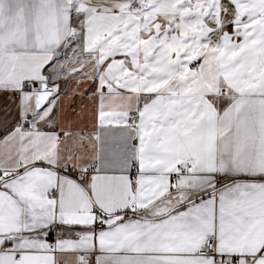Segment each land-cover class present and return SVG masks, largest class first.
I'll list each match as a JSON object with an SVG mask.
<instances>
[{
	"label": "snow or ice",
	"instance_id": "1",
	"mask_svg": "<svg viewBox=\"0 0 264 264\" xmlns=\"http://www.w3.org/2000/svg\"><path fill=\"white\" fill-rule=\"evenodd\" d=\"M0 94V264H264V0H0Z\"/></svg>",
	"mask_w": 264,
	"mask_h": 264
},
{
	"label": "crops",
	"instance_id": "2",
	"mask_svg": "<svg viewBox=\"0 0 264 264\" xmlns=\"http://www.w3.org/2000/svg\"><path fill=\"white\" fill-rule=\"evenodd\" d=\"M68 55L70 56L71 52H69ZM0 109H4L12 114L14 113L15 105L8 96L0 94ZM0 124H2V122H0Z\"/></svg>",
	"mask_w": 264,
	"mask_h": 264
}]
</instances>
